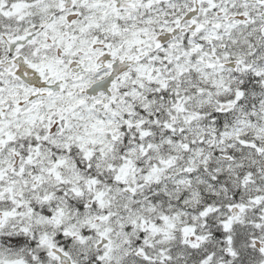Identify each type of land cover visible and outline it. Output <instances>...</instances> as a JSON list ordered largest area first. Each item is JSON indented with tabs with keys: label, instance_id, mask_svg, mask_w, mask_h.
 Here are the masks:
<instances>
[{
	"label": "snow or ice",
	"instance_id": "6c2138e0",
	"mask_svg": "<svg viewBox=\"0 0 264 264\" xmlns=\"http://www.w3.org/2000/svg\"><path fill=\"white\" fill-rule=\"evenodd\" d=\"M0 264H264V0H0Z\"/></svg>",
	"mask_w": 264,
	"mask_h": 264
}]
</instances>
